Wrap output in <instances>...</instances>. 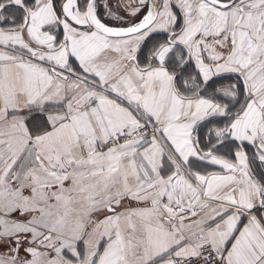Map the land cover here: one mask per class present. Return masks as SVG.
I'll use <instances>...</instances> for the list:
<instances>
[{
	"label": "snow or ice",
	"instance_id": "1",
	"mask_svg": "<svg viewBox=\"0 0 264 264\" xmlns=\"http://www.w3.org/2000/svg\"><path fill=\"white\" fill-rule=\"evenodd\" d=\"M0 264H264V0H0Z\"/></svg>",
	"mask_w": 264,
	"mask_h": 264
}]
</instances>
